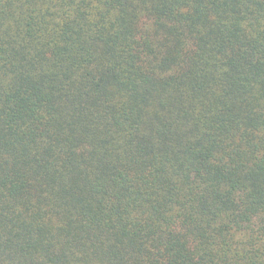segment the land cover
<instances>
[{"label":"trees","instance_id":"16d2710c","mask_svg":"<svg viewBox=\"0 0 264 264\" xmlns=\"http://www.w3.org/2000/svg\"><path fill=\"white\" fill-rule=\"evenodd\" d=\"M0 264H264V0H0Z\"/></svg>","mask_w":264,"mask_h":264}]
</instances>
